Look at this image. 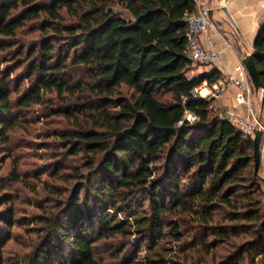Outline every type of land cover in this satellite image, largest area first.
I'll return each mask as SVG.
<instances>
[{
    "label": "trees",
    "instance_id": "obj_1",
    "mask_svg": "<svg viewBox=\"0 0 264 264\" xmlns=\"http://www.w3.org/2000/svg\"><path fill=\"white\" fill-rule=\"evenodd\" d=\"M196 9L0 0V264H264L253 140L188 99L221 77L187 74ZM253 47L264 84V19ZM186 108L199 119L179 124ZM30 155L42 164L22 170ZM39 184L38 234L10 258L19 192ZM143 248L158 255L139 262Z\"/></svg>",
    "mask_w": 264,
    "mask_h": 264
},
{
    "label": "crops",
    "instance_id": "obj_2",
    "mask_svg": "<svg viewBox=\"0 0 264 264\" xmlns=\"http://www.w3.org/2000/svg\"><path fill=\"white\" fill-rule=\"evenodd\" d=\"M212 5L210 17L213 26L199 36V40L207 49H214L217 57L210 65L191 67L189 77L198 76L205 72L218 70L221 77L229 74L237 76L241 73L242 58L254 52V39L261 22L264 19V0H204ZM227 9L234 24L223 10ZM240 89L230 86L227 91L216 100V105L223 109H244L237 104ZM253 108L264 122V106H262L261 92H254ZM260 171L264 174V135L261 144Z\"/></svg>",
    "mask_w": 264,
    "mask_h": 264
},
{
    "label": "built area",
    "instance_id": "obj_3",
    "mask_svg": "<svg viewBox=\"0 0 264 264\" xmlns=\"http://www.w3.org/2000/svg\"><path fill=\"white\" fill-rule=\"evenodd\" d=\"M194 1L197 5L196 11L186 17V52L191 67L210 65L217 57L216 50L213 48H205L199 40V36L207 32L213 26L210 17V12L213 7L204 0ZM233 85L240 89V93L237 96V104L243 106L244 109L219 108L216 105V100ZM254 92L255 88L249 73L242 64L239 76L229 74L224 77H219L214 82H210L208 78L203 79L193 88L188 99H207L209 101V109L213 110L217 119L228 120L235 125L245 137L253 139L257 129H262L264 131V122L253 108ZM198 119L199 115L197 113L186 108L179 124L185 122L193 123Z\"/></svg>",
    "mask_w": 264,
    "mask_h": 264
},
{
    "label": "rangeland",
    "instance_id": "obj_4",
    "mask_svg": "<svg viewBox=\"0 0 264 264\" xmlns=\"http://www.w3.org/2000/svg\"><path fill=\"white\" fill-rule=\"evenodd\" d=\"M39 128L41 125H38ZM38 128V129H39ZM37 140V139H34ZM42 152V151H40ZM43 160H38L35 156L30 155L26 159V163L21 166L22 170H26L27 168L32 169L34 166L41 165ZM11 161L8 159L6 162H2V159H0V181L2 179H7V175L10 173L11 170ZM35 164V165H34ZM17 187V186H15ZM36 192H30L28 190H19L20 197L17 199L16 203L18 206V213L17 217L20 219L24 218L23 220H19L22 225L20 227H17L13 233V240L10 241L8 244V253L14 258L17 256V254H24L29 249V243L32 242L36 236H37V230L34 229L36 224L32 222L31 214L33 212H36L38 209H36L37 202L41 200L42 194L40 192V184L36 187ZM38 213V211H37ZM27 223H30V225H27ZM27 226H30L27 229ZM31 230V231H29ZM28 246V247H27ZM160 250L161 254H166L168 251H166L165 248H158ZM103 253V252H102ZM101 253V254H102ZM16 255V256H15ZM158 254L154 251L147 252L146 248H143V251L140 253L139 262H145L146 256H150L151 258H155ZM15 261V260H11ZM107 263L112 262L108 258L106 259Z\"/></svg>",
    "mask_w": 264,
    "mask_h": 264
},
{
    "label": "water",
    "instance_id": "obj_5",
    "mask_svg": "<svg viewBox=\"0 0 264 264\" xmlns=\"http://www.w3.org/2000/svg\"><path fill=\"white\" fill-rule=\"evenodd\" d=\"M228 15L229 21L234 24L232 18L230 17L226 8L223 9ZM242 64L246 68L253 83L256 92H261L262 94V106H264V84L261 80L259 70L256 66L253 53L246 54L242 58ZM264 131L262 129H257L254 134L253 145V158H254V174L261 178L264 181V177L260 175V166H261V144Z\"/></svg>",
    "mask_w": 264,
    "mask_h": 264
}]
</instances>
